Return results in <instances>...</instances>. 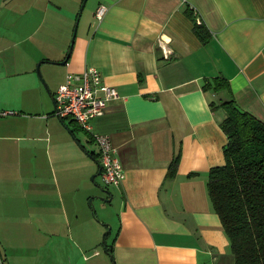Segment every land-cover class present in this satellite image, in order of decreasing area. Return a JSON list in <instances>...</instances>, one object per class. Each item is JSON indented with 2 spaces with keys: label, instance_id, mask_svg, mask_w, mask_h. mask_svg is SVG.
I'll list each match as a JSON object with an SVG mask.
<instances>
[{
  "label": "crops",
  "instance_id": "crops-1",
  "mask_svg": "<svg viewBox=\"0 0 264 264\" xmlns=\"http://www.w3.org/2000/svg\"><path fill=\"white\" fill-rule=\"evenodd\" d=\"M80 3L0 0V109L14 111L0 117V264H109L87 253L97 229L75 238L81 161L96 175L97 146L77 121L53 113L57 86L86 65L118 92L91 120L123 169L111 193L117 225L105 238L113 264H233L205 188L226 142L225 112L208 99L226 91L201 84L225 77L236 103L264 122V0H90L91 17L71 43ZM188 6L211 33L205 43Z\"/></svg>",
  "mask_w": 264,
  "mask_h": 264
},
{
  "label": "trees",
  "instance_id": "trees-1",
  "mask_svg": "<svg viewBox=\"0 0 264 264\" xmlns=\"http://www.w3.org/2000/svg\"><path fill=\"white\" fill-rule=\"evenodd\" d=\"M193 9L188 6L185 11L193 21L195 35L205 43L211 33L202 21L197 22ZM201 88L207 93L226 91L223 97L208 99L210 109L225 112L219 126L226 136L223 163L211 166L206 173L210 205L220 219L233 264H264V122L236 103L225 77L206 78ZM178 158L177 152L168 164L166 178L175 174ZM104 245L112 259L111 246Z\"/></svg>",
  "mask_w": 264,
  "mask_h": 264
},
{
  "label": "built area",
  "instance_id": "built-area-1",
  "mask_svg": "<svg viewBox=\"0 0 264 264\" xmlns=\"http://www.w3.org/2000/svg\"><path fill=\"white\" fill-rule=\"evenodd\" d=\"M106 10L98 4L93 16L100 19ZM197 22L199 18L196 17ZM163 53L167 56L165 49ZM118 97L116 88L106 83L97 67L86 65L78 73H66L64 80L53 93L54 111L58 117H71L93 136L98 149L101 181L105 185H118L123 177V169L107 133L91 131V120L100 115L106 103ZM14 113L0 109V116Z\"/></svg>",
  "mask_w": 264,
  "mask_h": 264
},
{
  "label": "rangeland",
  "instance_id": "rangeland-1",
  "mask_svg": "<svg viewBox=\"0 0 264 264\" xmlns=\"http://www.w3.org/2000/svg\"><path fill=\"white\" fill-rule=\"evenodd\" d=\"M90 17H91L90 0H85L84 5L79 13L78 21L75 28L81 29V27L85 23V19L86 18L89 19ZM75 19L76 18H74V20ZM74 20L73 23H75ZM73 27L74 25H72V29ZM38 68L40 71L39 65ZM35 74H37L36 66H35ZM81 131L83 132V130ZM86 148L88 151L95 150L94 145L92 147H86ZM86 156L89 157V159H92L90 161L93 164L94 158L91 157L87 152H86ZM96 157H98L99 160V156L97 154ZM81 170H82L81 187H80L81 211H80V219H79L81 228L79 235L75 233V238L78 241L82 240V238L84 237V234H82V228H86V229L91 228L92 230L94 227L95 229H97L96 230L97 238L93 236L90 240H85L86 243H88L89 245H93L96 242L95 245L91 247L90 251H88L87 253L92 252L93 250H98L99 257H104L105 260L109 262V264H113L110 255L105 251L104 243L106 242L105 238L109 234V231H110V235L108 239L110 238L111 233L115 230L117 225V212H118L117 197L116 195H114L113 197L110 195L111 197L109 200L100 198V196L104 195V193L103 192L101 193V191L98 188V186L103 185L99 173L95 175L94 171H90V167H86V163L83 161V158L81 161ZM84 170H87V173H84ZM107 188L110 190V193L114 191V186L112 185H107ZM105 233L106 235H104ZM50 251H52V249Z\"/></svg>",
  "mask_w": 264,
  "mask_h": 264
},
{
  "label": "water",
  "instance_id": "water-1",
  "mask_svg": "<svg viewBox=\"0 0 264 264\" xmlns=\"http://www.w3.org/2000/svg\"><path fill=\"white\" fill-rule=\"evenodd\" d=\"M84 2H85V0H81L80 6H79V9H78V12H77V16H76L75 23H74V29H73V33H72V38H71V43H72V40H73V37H74L75 26H76L77 21H78V16H79V13H80V11H81L83 5H84ZM71 43H70V45H71ZM68 52H69V51H68ZM67 56H68V53H67V55L64 57V59H62L61 61H59V63H64V62L66 61V59H67ZM38 65H39V63H37V65H36V72H37V75L39 76L40 80L43 82V79H42V77H41V73H40V71H39ZM98 173H100V168H99L97 174H98ZM98 188H99V190H100L101 192H106V194H108V197H104V195H101L100 198H101V199H105V200H109L110 197L112 196L111 193H110V190L104 188L103 186H98ZM110 195H111V196H110Z\"/></svg>",
  "mask_w": 264,
  "mask_h": 264
},
{
  "label": "flooded vegetation",
  "instance_id": "flooded-vegetation-1",
  "mask_svg": "<svg viewBox=\"0 0 264 264\" xmlns=\"http://www.w3.org/2000/svg\"><path fill=\"white\" fill-rule=\"evenodd\" d=\"M104 188L108 189L105 185H103ZM102 193V192H101ZM104 195L106 194V192H103ZM108 194H106L104 197H107Z\"/></svg>",
  "mask_w": 264,
  "mask_h": 264
}]
</instances>
